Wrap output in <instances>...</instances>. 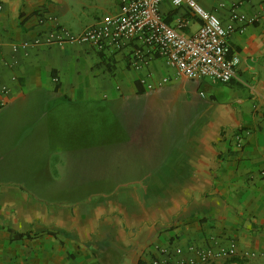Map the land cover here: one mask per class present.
<instances>
[{"label":"crops","instance_id":"0c3cea01","mask_svg":"<svg viewBox=\"0 0 264 264\" xmlns=\"http://www.w3.org/2000/svg\"><path fill=\"white\" fill-rule=\"evenodd\" d=\"M195 1L231 29L228 83L159 58L132 69L131 46L57 42L119 15L120 0H0V264H149L231 242L236 254L209 264H264V0L237 6L245 23L229 18L236 0ZM159 12L185 35L199 27L170 0ZM140 78L168 81L147 91ZM110 152L121 167L87 166ZM63 157L81 167L44 182Z\"/></svg>","mask_w":264,"mask_h":264},{"label":"built area","instance_id":"2783aa9c","mask_svg":"<svg viewBox=\"0 0 264 264\" xmlns=\"http://www.w3.org/2000/svg\"><path fill=\"white\" fill-rule=\"evenodd\" d=\"M163 1L165 0H120L119 15L103 19L80 33L56 41L61 44H86L99 52L121 51L126 46H131L128 64L135 70L148 64L150 60L159 58L173 67L177 74L189 80L208 78L214 82L228 83L235 77L240 60L228 43L231 29L216 14L204 10L195 0H170L173 6L187 8L200 21L196 33L185 35L180 32L185 22L181 21L175 27L162 18L159 5ZM245 1L236 0L230 7L229 18L232 21L251 22L244 13L236 10ZM53 41L52 34H49L46 40L35 38L32 44ZM53 80L57 81L56 78ZM138 81L144 90L149 91L163 85L168 79L163 78L156 84L145 78ZM243 139V131L237 132V147L242 146ZM187 250L191 255L183 257L179 248L175 249L174 256L164 249L161 251L162 255L152 258L149 264H209L236 254L233 242L226 246L213 244L203 248L190 245Z\"/></svg>","mask_w":264,"mask_h":264},{"label":"rangeland","instance_id":"374dc122","mask_svg":"<svg viewBox=\"0 0 264 264\" xmlns=\"http://www.w3.org/2000/svg\"><path fill=\"white\" fill-rule=\"evenodd\" d=\"M145 148H141V152H143ZM105 150V149H103ZM110 157H98V155H96L95 153L93 154L94 157L92 158H89L88 159V162L86 163L87 166H90L93 170V172L97 171V170H100L102 168H111V169H117L118 167H121V156H117L118 153H112L110 152ZM77 164L76 166H73V164H71V161L69 158H60V161H61V168H60V174H49V173H46V174H42V177L41 179L44 181V182H50L52 181V179L54 180L55 178H61V181H65L67 180L69 173H70V170L71 168H78V167H81V162L80 161L81 159H77ZM85 165V164H83ZM69 180V178H68ZM109 183H113V182H116L118 180H121V174L117 173V174H110L109 175ZM51 193L54 192V195L56 197H60V195L58 194L59 191H50Z\"/></svg>","mask_w":264,"mask_h":264}]
</instances>
